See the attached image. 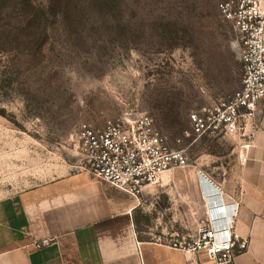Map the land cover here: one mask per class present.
<instances>
[{
  "label": "rangeland",
  "instance_id": "rangeland-1",
  "mask_svg": "<svg viewBox=\"0 0 264 264\" xmlns=\"http://www.w3.org/2000/svg\"><path fill=\"white\" fill-rule=\"evenodd\" d=\"M222 1L0 0V200L76 171L80 124L146 114L177 147L188 113L240 86ZM237 136L184 140L187 165L162 175L136 219L177 230L183 211L200 218L198 177L210 183Z\"/></svg>",
  "mask_w": 264,
  "mask_h": 264
},
{
  "label": "crops",
  "instance_id": "crops-1",
  "mask_svg": "<svg viewBox=\"0 0 264 264\" xmlns=\"http://www.w3.org/2000/svg\"><path fill=\"white\" fill-rule=\"evenodd\" d=\"M225 155V166L212 164L218 173L206 172L210 183L198 177L195 191L204 202L197 200L195 206L204 210L217 189L229 196L227 202L237 205L234 233L248 242L235 264H264V102ZM156 191L148 186L136 201L76 170L1 199L0 264H212L203 255L174 251L156 241L194 233L199 218H188L192 208L184 209L186 219L175 225L177 230L168 222L149 225L136 219L139 206L145 212L143 207L148 210L153 203L143 206L141 198L155 201Z\"/></svg>",
  "mask_w": 264,
  "mask_h": 264
},
{
  "label": "built area",
  "instance_id": "built-area-1",
  "mask_svg": "<svg viewBox=\"0 0 264 264\" xmlns=\"http://www.w3.org/2000/svg\"><path fill=\"white\" fill-rule=\"evenodd\" d=\"M217 10L235 27L231 46L240 62L239 88L188 113V128L174 140L177 147L167 143L146 114L107 119L99 127L80 124L74 138L77 170L138 201L165 172L187 165L185 149L179 148L184 140L245 132L264 102V0H224ZM217 191L215 199L207 201L194 233L156 241L174 251L203 255L212 264H235L248 242L234 233L236 203H228L230 197Z\"/></svg>",
  "mask_w": 264,
  "mask_h": 264
},
{
  "label": "bare ground",
  "instance_id": "bare-ground-1",
  "mask_svg": "<svg viewBox=\"0 0 264 264\" xmlns=\"http://www.w3.org/2000/svg\"><path fill=\"white\" fill-rule=\"evenodd\" d=\"M207 201H210V198H209V197H208V199L206 200V202H207Z\"/></svg>",
  "mask_w": 264,
  "mask_h": 264
},
{
  "label": "trees",
  "instance_id": "trees-1",
  "mask_svg": "<svg viewBox=\"0 0 264 264\" xmlns=\"http://www.w3.org/2000/svg\"><path fill=\"white\" fill-rule=\"evenodd\" d=\"M33 26V25H32Z\"/></svg>",
  "mask_w": 264,
  "mask_h": 264
}]
</instances>
